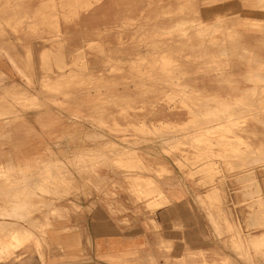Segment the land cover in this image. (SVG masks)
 I'll list each match as a JSON object with an SVG mask.
<instances>
[{
  "label": "rangeland",
  "instance_id": "374dc122",
  "mask_svg": "<svg viewBox=\"0 0 264 264\" xmlns=\"http://www.w3.org/2000/svg\"><path fill=\"white\" fill-rule=\"evenodd\" d=\"M92 9L99 16L83 24L82 15ZM0 27L11 28L6 36L22 53L31 42L32 58L30 72L17 66L25 83L10 92L0 83V101L14 96L0 104L1 263H91L92 245L85 258L74 259L67 242L71 231L82 230L74 223L87 213L83 202L96 207L95 219L103 225L96 234H119V222L131 220L107 214L100 204L123 190L136 195L146 209L141 222L155 232V242L126 261L177 264L175 242L161 237L164 229L153 213L167 202L157 181L170 172L162 156L182 169L194 167L190 175L204 176L200 183L213 193L221 192L223 180L217 178L227 172L264 173V0H99L91 7L84 0H0ZM7 127L10 137L3 133ZM49 159L65 163L67 177L39 172ZM4 169L28 184L32 195L26 187L7 189L1 182ZM30 198L32 215L27 208L23 216ZM222 199L226 204L227 196ZM221 203L219 234L228 238L240 262L215 249L209 259L203 249L182 246L184 261L264 264V233L254 244L258 230L244 229ZM254 209L264 217L263 202ZM48 215L50 226L44 221ZM27 230L47 239L42 249L34 241L18 245Z\"/></svg>",
  "mask_w": 264,
  "mask_h": 264
},
{
  "label": "crops",
  "instance_id": "0c3cea01",
  "mask_svg": "<svg viewBox=\"0 0 264 264\" xmlns=\"http://www.w3.org/2000/svg\"><path fill=\"white\" fill-rule=\"evenodd\" d=\"M98 16V9H92L82 15L81 21L84 24L87 19ZM100 23L99 21L98 24ZM10 30V27H0V83L9 92L14 90L16 83H25L23 80L25 78L21 71H17V66H20L23 71L27 69L28 71H26L30 72L32 65V58H29L28 51L31 42L25 44L27 47L25 46L22 50L24 53L20 52L17 50L15 40L6 36L7 32L10 34ZM60 52L66 60L67 54L64 45ZM257 74L260 73H254L253 77L256 78L255 75ZM12 99L14 96L7 98V101ZM5 101V99L1 100L0 104L5 105L7 102ZM212 108L211 106L208 107V109ZM4 126H9V123ZM3 131L6 137L12 136V129L9 127ZM162 157L163 160L167 159L169 162L167 168L170 172L157 178L159 179L157 181H160L159 185L167 197V202L159 206L153 213L159 225L164 229L161 237L175 242L172 258L175 259L180 256L187 258L181 252L182 246H191L206 251L209 259L212 256L210 251L215 249L220 255H225L239 263L240 260L236 252L227 242L228 238L219 234L223 227L217 214L221 209L219 203L221 201V205L233 213V219L240 223L244 229L258 230L255 234L257 237L253 239V243L256 244L258 236L264 233V225H260L261 222H264V217L255 215L254 209L259 202L264 203V173L259 171L227 172L224 174L225 176L217 178L220 182L223 180L219 184L221 186L218 187L221 192L213 193L212 187L200 183L201 180H204V176L200 174L190 175V172L195 169L194 167L182 169L175 164L173 159L164 157V155ZM223 195L227 196L226 204L222 199ZM83 203H85L84 208L87 209V213H83L85 220L81 218L74 223V226L82 230L71 231L72 235H69L71 242L67 241L72 245L71 252L75 257L74 259L85 258L83 256L85 250L92 245L94 250L89 257L93 258V261L88 264H129L126 259L132 258L135 254L141 255L147 244L155 242V232L151 227L141 222L146 209L142 207L134 193L120 190L118 195H107L100 204L107 214L115 217L127 216L131 220L130 224L119 222V227L122 229L119 234L106 232L96 234V227L103 226L99 225L95 219L96 207L91 205V201L88 200ZM215 205H217L216 209ZM178 226H181L180 231ZM46 240L45 237H37L36 240H30L25 245L34 241L42 249V244L46 243ZM179 240L181 242H178ZM59 242L61 244L66 243L64 239L63 241L59 240ZM252 252L253 250L250 249L251 254ZM40 257L42 258V253ZM215 259L219 261L221 258L215 257ZM7 262L3 261L0 264Z\"/></svg>",
  "mask_w": 264,
  "mask_h": 264
},
{
  "label": "bare ground",
  "instance_id": "6f19581e",
  "mask_svg": "<svg viewBox=\"0 0 264 264\" xmlns=\"http://www.w3.org/2000/svg\"><path fill=\"white\" fill-rule=\"evenodd\" d=\"M68 1H71V3L72 4H76L77 3V0H68ZM96 1H99V0H84V2H85V5L86 6H89V7H91ZM77 6V5H76ZM42 8V7H41ZM40 8V9H41ZM39 9V10H40ZM77 11V10H76ZM35 12V11H34ZM34 15H36L35 13H33ZM29 15V14H28ZM33 15V16H34ZM52 15H54V13L52 14ZM25 16V15H24ZM20 17V16H19ZM56 17V16H55ZM25 18L27 19V17L25 16ZM33 18V17H32ZM23 19H24V17H23ZM22 19V20H23ZM54 19V18H53ZM22 20H19L20 21V23H21V21ZM52 21V20H51ZM17 22H18V20H17ZM36 22V21H35ZM41 22V21H40ZM53 22H54V20H53ZM55 22H57V21H55ZM31 24H34L33 22L31 23ZM203 24H207V22H203ZM59 26V25H58ZM211 26V25H210ZM213 27V26H212ZM36 28V27H35ZM206 28H207V26H206ZM57 29V28H56ZM57 31H58V29H57ZM203 31V30H202ZM212 30H210V32H211ZM215 32V31H214ZM201 34L203 33V32H200ZM210 34H212V32L210 33ZM204 35H205V33H204ZM202 36V35H201ZM194 51H192V53H193ZM253 52V51H252ZM194 54V53H193ZM80 55V54H79ZM189 55V54H188ZM192 55V54H191ZM196 55V54H195ZM44 57V56H43ZM196 57V56H195ZM192 58H193V55H192ZM81 59V58H80ZM85 59V58H84ZM213 65V64H212ZM256 76V75H255ZM259 79V78H258ZM174 81V80H173ZM256 81H257V79H256ZM258 82V81H257ZM252 84V83H251ZM261 84V83H260ZM185 86H187V85H185ZM197 90V89H196ZM202 90V89H201ZM254 90V89H253ZM194 91V90H193ZM192 91V92H193ZM205 91V90H204ZM251 91V90H250ZM199 92H202V91H200V89H199ZM255 92V91H254ZM189 93H190V91H189ZM206 93V92H205ZM209 93V92H208ZM207 93V94H208ZM256 93V92H255ZM254 93V94H255ZM188 94V93H187ZM196 94V93H195ZM198 94V93H197ZM196 94V95H197ZM201 94V93H200ZM214 94V93H213ZM190 95H192L191 93L189 94V97H190ZM193 95H194V93H193ZM199 95V94H198ZM212 95V94H211ZM186 96V95H185ZM208 96H210L209 94H208ZM216 96V95H215ZM192 97V96H191ZM212 97V96H211ZM217 97V96H216ZM214 98V97H213ZM217 98H215V99H213V100H216ZM242 99V98H241ZM236 101H240V100H236ZM247 101V100H246ZM203 102V101H202ZM251 103V102H250ZM264 103V102H263ZM229 104V103H228ZM207 105V104H206ZM205 105V106H206ZM225 105V104H224ZM255 105V104H254ZM223 106V105H222ZM249 106V105H248ZM207 107V106H206ZM230 107V106H229ZM237 107V106H236ZM246 107V106H245ZM257 107V106H256ZM234 108H235V105H234ZM233 108V110H235ZM238 108V107H237ZM236 108V109H237ZM207 109V108H206ZM213 109V108H212ZM224 109V108H223ZM240 109V108H239ZM216 110V109H215ZM238 110V109H237ZM237 110H235V111H237ZM246 110V109H245ZM252 110H254V109H252ZM261 110H262V108H261ZM214 111V110H213ZM212 111V112H213ZM226 111V110H225ZM242 111V110H241ZM219 112V111H218ZM224 112V111H223ZM240 112V111H239ZM243 112V111H242ZM235 113H237V112H235ZM257 113V112H256ZM213 114V113H212ZM215 115V114H214ZM216 115H218V114H216ZM215 115V116H216ZM238 116V115H237ZM209 117V116H208ZM212 117V116H211ZM217 118V117H216ZM235 118V117H234ZM207 120L208 119H210V118H206ZM223 119V118H222ZM226 119V118H225ZM214 119H212V121H213ZM108 121V120H107ZM203 121V120H202ZM215 121V120H214ZM109 122V121H108ZM111 123V122H110ZM204 123V122H203ZM208 123V122H207ZM102 124V123H101ZM104 124V123H103ZM201 124H202V122H201ZM218 124V123H217ZM229 124H231V123H229ZM112 125V124H111ZM111 125H108V126H111ZM141 125V124H140ZM142 125H144V123L142 124ZM141 125V126H142ZM197 125V124H196ZM219 125V124H218ZM209 126V125H208ZM113 127V126H112ZM117 127V126H116ZM207 127V126H206ZM214 127H216V125L214 126ZM209 129H210V127H208ZM111 129V128H110ZM200 129V128H199ZM206 129V128H205ZM119 130V129H118ZM122 130V129H121ZM213 129H212V127H211V131H212ZM217 130V129H216ZM201 131V130H200ZM200 131H199V133H200ZM214 131V130H213ZM212 131V132H213ZM219 131V130H218ZM221 131V130H220ZM126 132V131H125ZM203 132V131H202ZM201 132V133H202ZM210 132V131H209ZM209 132H207L208 134H210ZM215 132H217V131H215ZM228 132V131H227ZM118 133V132H117ZM157 133V132H156ZM198 133V134H199ZM207 133H204L203 132V134H207ZM198 134H196V135H198ZM207 134V135H208ZM196 135H194V136H196ZM212 135H213V133H212ZM189 136V135H188ZM199 136H202V134L201 135H199ZM204 136V135H203ZM106 137V136H105ZM166 137V136H165ZM158 138V137H157ZM159 138H161V137H159ZM196 138H197V136H196ZM221 139V138H220ZM174 140V139H173ZM204 140V139H203ZM168 141V140H167ZM203 145V144H202ZM244 146H245V144H244ZM250 146V145H249ZM245 150V149H244ZM243 150V151H244ZM92 151V150H91ZM245 151H248V150H245ZM250 151H252V150H250V148H249V152ZM90 152V151H89ZM93 153V152H92ZM231 153V152H230ZM251 153V152H250ZM88 154V153H87ZM86 154V155H87ZM225 154V153H224ZM228 154V153H227ZM232 154V153H231ZM230 154V155H231ZM240 154V153H239ZM75 155V154H74ZM79 155V154H78ZM83 155V154H82ZM99 155V154H98ZM103 155H105V154H103ZM110 155V154H109ZM243 155V154H242ZM246 155V154H245ZM251 155V154H250ZM76 156V155H75ZM80 156V155H79ZM226 156V155H225ZM229 156V155H228ZM235 156L238 158V156H237V154H235ZM77 157V156H76ZM83 157V156H82ZM82 157H81V159H82ZM87 157V156H86ZM85 157V158H86ZM89 157H91V156H89ZM101 158V156L99 155L98 156V158ZM106 157V156H105ZM242 157V156H241ZM253 157H255V156H253ZM252 157V158H253ZM57 158V157H56ZM63 158V157H62ZM72 158H74V156L72 157ZM79 158V157H78ZM93 158V157H92ZM104 158V157H103ZM108 158V157H107ZM226 158V157H225ZM240 158V157H239ZM244 158V157H243ZM251 158V159H252ZM258 158V157H257ZM89 159V158H88ZM94 159V158H93ZM102 159V158H101ZM246 159V158H245ZM244 159V160H245ZM249 159V158H248ZM259 159V158H258ZM261 159V158H260ZM65 160V159H64ZM68 160H72V159H68ZM95 160V159H94ZM100 160V159H99ZM106 160V159H105ZM253 160V159H252ZM66 161V160H65ZM73 161V160H72ZM75 161H77V160H75ZM79 161V160H78ZM89 161V160H88ZM107 161V160H106ZM241 161H243L242 159H241ZM254 161V160H253ZM257 161V160H256ZM259 161V160H258ZM41 162H43V161H41ZM87 162V161H86ZM103 162V161H102ZM105 162V161H104ZM229 162V161H228ZM73 163H77V162H73ZM79 163V162H78ZM82 163V162H81ZM108 163V162H107ZM43 164V165H42ZM41 165V167L39 168V172H42V173H44V174H46V176L47 177H49L51 174H56V175H60L59 177L60 178H63V177H67V176H63V174H68V171L69 170H67V165L65 164V163H63L60 159H49V160H46V161H44V163H42ZM93 164V163H92ZM104 164V163H103ZM234 164V163H233ZM74 165V164H73ZM82 165V164H81ZM102 165V164H101ZM238 165V164H237ZM78 166V165H77ZM76 166V167H77ZM75 167V168H76ZM79 167V166H78ZM84 167V166H83ZM87 167V166H86ZM70 168H71V165H70ZM91 168V167H90ZM93 168V167H92ZM79 169V168H78ZM77 169V171L79 172V170ZM87 169V168H86ZM85 169V170H86ZM4 170H6V169H4ZM82 170V169H81ZM84 170V169H83ZM82 170V171H83ZM73 173V172H72ZM81 173V172H80ZM82 173H84V172H82ZM70 174V173H69ZM78 175H80V174H78ZM82 175V174H81ZM84 175H85V173H84ZM70 176H72V174L70 175ZM80 177V176H79ZM84 177V176H83ZM3 179H2V184L5 186V187H7V189H9L10 190V188H12V192H13V188H17V191L19 190L18 188H21V189H24V188H22V187H26V190L29 192V193H31V195H32V189L28 186V184H24V182L23 181H21V180H19V179H16L15 178V176L12 174V172L11 171H9V170H6L5 172H4V177H2ZM82 178V177H81ZM86 178V177H85ZM61 181V180H60ZM62 182V181H61ZM62 183H60V185H61ZM1 187V186H0ZM4 187V188H5ZM61 187V186H60ZM68 187H69V185H68ZM72 187V186H71ZM74 187V186H73ZM25 190V189H24ZM8 191V190H7ZM16 191V190H15ZM9 192V191H8ZM20 192V191H19ZM17 193V192H16ZM21 193V192H20ZM19 193V194H20ZM15 195V194H14ZM24 198V197H23ZM26 199V198H25ZM23 201V200H22ZM25 202H26V200H24ZM39 202V201H38ZM32 204H35V202L30 198L29 200H28V203L26 202V204H24V207H25V209H22L21 210V212H23V216H24V214L26 213V211H28L27 210V208H29V210H30V212H31V215H32V208H31V205ZM40 205V204H39ZM33 206V205H32ZM35 207L36 206H38V205H34ZM34 208V207H33ZM37 209V208H36ZM54 211V210H53ZM37 212V211H36ZM46 212V211H45ZM45 220V225H48V226H50V225H52V217L50 216V215H48V216H46V218H44ZM36 220V219H35ZM39 220V219H38ZM38 220H36V221H38ZM40 220H42V219H40ZM39 220V221H40ZM43 221V222H44ZM41 222V221H40ZM42 223V222H41ZM42 225H44V224H42ZM55 227V226H54ZM68 229H70V228H68ZM12 234H14V236H15V233L14 232H12ZM25 238L24 239H20L19 241H18V245H20L21 247H23L25 244H26V242L25 241H30V240H36L37 239V237H38V235H37V233L36 232H33V231H30V230H27V231H25ZM1 241V240H0ZM8 242H10V240H8ZM45 242H47V241H45ZM7 242L4 240V242H3V245L4 244H6ZM5 247V246H4ZM16 247V246H15ZM9 248V247H8ZM13 248V247H12ZM243 249H244V251H245V253H247V249H245L244 247H243ZM10 250H11V248H10ZM1 251V250H0ZM12 251H14V250H12ZM6 252V257L7 256H9V254H10V252L8 251V250H6L5 249V251H4V253ZM2 257H5L3 254H1L0 253V258H2ZM207 260V259H206ZM229 261V260H228ZM195 262H197V261H195V260H190V264H193V263H195ZM226 262V261H225ZM156 263V262H155ZM177 264H187V262L186 261H184V258L182 257V256H180V257H177ZM201 264H206V261H202V263Z\"/></svg>",
  "mask_w": 264,
  "mask_h": 264
}]
</instances>
